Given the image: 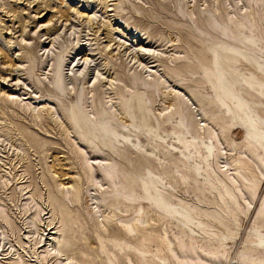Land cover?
Listing matches in <instances>:
<instances>
[{"label":"rangeland","instance_id":"obj_1","mask_svg":"<svg viewBox=\"0 0 264 264\" xmlns=\"http://www.w3.org/2000/svg\"><path fill=\"white\" fill-rule=\"evenodd\" d=\"M263 10L0 0V264H264ZM199 11L240 51L225 95L179 31Z\"/></svg>","mask_w":264,"mask_h":264},{"label":"bare ground","instance_id":"obj_2","mask_svg":"<svg viewBox=\"0 0 264 264\" xmlns=\"http://www.w3.org/2000/svg\"><path fill=\"white\" fill-rule=\"evenodd\" d=\"M209 7V6H208ZM207 7L208 10H211ZM206 9V10H207ZM253 9V8H252ZM207 10V11H208ZM222 10V9H221ZM257 10V9H256ZM255 10V11H256ZM221 12V11H220ZM262 17H264V10L262 11ZM184 13V12H183ZM222 10V14H223ZM185 14V13H184ZM221 14V15H222ZM256 14V13H255ZM258 14V13H257ZM181 15V14H180ZM197 20L193 21L195 26L194 27H182L179 31L183 35L184 33L190 37L187 45L189 46L191 50V58L194 63V70H197V72H202L203 78H212L218 79V82L221 84V91L223 95L226 94V90H224L223 86L225 85L226 81V75L223 73L224 65L227 61L234 60L237 55H239V50L235 48H227L229 52L224 53L222 49L225 50V48H217L219 50H215L214 53H210L209 48L210 45L207 44L210 42V40L217 38V35H222L223 33H226L225 30L228 28L221 29L218 27L215 23V21L212 18L214 17V14H211L213 17H207L202 12H197ZM210 15V14H209ZM216 16V15H215ZM219 16V15H218ZM258 16V15H257ZM224 18V17H223ZM183 19V18H182ZM220 19V18H219ZM264 20V18H263ZM262 21V20H261ZM263 22V21H262ZM193 24V23H192ZM224 26V25H223ZM222 26V27H223ZM227 26V25H226ZM225 27V26H224ZM229 27V26H228ZM232 32L233 29L229 30V32ZM240 31V30H239ZM242 31V30H241ZM228 32V31H227ZM234 32V31H233ZM232 34V33H231ZM234 34V33H233ZM228 35V34H227ZM236 35V34H235ZM243 35V34H242ZM228 37V36H227ZM238 37V36H237ZM234 39V38H233ZM230 40V39H229ZM237 40V39H236ZM256 40V39H255ZM254 40V41H255ZM259 41V40H258ZM252 42V41H251ZM139 43V42H138ZM250 44V43H249ZM244 58V57H243ZM249 60V59H247ZM249 62H251L249 60ZM196 64V65H195ZM228 66V65H227ZM226 66V67H227ZM75 67H80L79 63L75 64ZM213 79V78H212ZM211 79V80H212ZM215 83V82H214ZM219 84V83H217ZM219 91V90H218ZM217 92V91H216ZM221 93V92H220ZM131 107V106H130ZM128 109V108H127ZM134 109V108H133ZM136 110V109H134ZM137 112V111H136ZM131 114V113H129ZM73 120V119H72ZM73 121H77V119H74ZM80 123V124H79ZM79 126L82 129V132L84 134H90L92 133V129L85 124V122H79ZM101 128V129H100ZM99 129L102 130L103 133H108V130L104 127H100ZM99 130V131H100ZM98 133V132H97ZM97 139V138H96ZM98 140V139H97ZM108 146V145H107Z\"/></svg>","mask_w":264,"mask_h":264}]
</instances>
